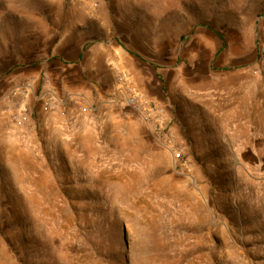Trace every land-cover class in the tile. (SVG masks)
<instances>
[{"label":"rangeland","instance_id":"rangeland-1","mask_svg":"<svg viewBox=\"0 0 264 264\" xmlns=\"http://www.w3.org/2000/svg\"><path fill=\"white\" fill-rule=\"evenodd\" d=\"M0 264H264V0H0Z\"/></svg>","mask_w":264,"mask_h":264},{"label":"built area","instance_id":"built-area-1","mask_svg":"<svg viewBox=\"0 0 264 264\" xmlns=\"http://www.w3.org/2000/svg\"><path fill=\"white\" fill-rule=\"evenodd\" d=\"M133 99H134V100H135V99H137V96H134V98H133Z\"/></svg>","mask_w":264,"mask_h":264},{"label":"bare ground","instance_id":"bare-ground-1","mask_svg":"<svg viewBox=\"0 0 264 264\" xmlns=\"http://www.w3.org/2000/svg\"><path fill=\"white\" fill-rule=\"evenodd\" d=\"M97 12V11H96Z\"/></svg>","mask_w":264,"mask_h":264}]
</instances>
